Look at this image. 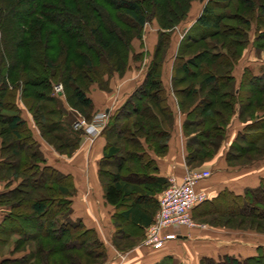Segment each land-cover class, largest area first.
Wrapping results in <instances>:
<instances>
[{
  "label": "trees",
  "instance_id": "obj_1",
  "mask_svg": "<svg viewBox=\"0 0 264 264\" xmlns=\"http://www.w3.org/2000/svg\"><path fill=\"white\" fill-rule=\"evenodd\" d=\"M23 1L26 0H0V111H12L14 113L9 117L0 114V133L3 132V134L7 133L11 135L19 144L23 142L28 144L26 145V147L28 146V151H24L25 156H23L20 151H16L14 157H18V164H16L14 171L18 174H25L27 172L32 174L30 181L34 183L39 195L25 203L22 200H16L19 194L24 193L22 189H17L19 185L12 188L8 186L6 190L0 192V229L5 225L10 226L15 224V221L19 219V216L15 212L19 211L23 213L20 219L28 223L27 227L29 230L39 229L40 236L55 241L64 252L69 250L70 243H74V247L71 246V249L74 248L84 251L88 256H94L97 253L99 259H104L106 255L105 248L96 232L92 228H88L80 219L72 218L71 197L74 193L72 177L58 171L46 163L40 144L34 138L27 121L17 114L19 108L15 104L16 91L18 90V84H21V88L25 85L29 86V88L32 87L36 89L34 92L31 88H25L24 91L27 95H21L20 99L22 103L28 110L33 112V103L31 104L28 98L35 96L34 93H36L35 97L42 99L45 104H41L38 111L39 116L34 115L35 117L33 120L39 129L41 137L49 144L53 145L55 150L60 154L71 156L78 146V135L82 134L80 132L82 130L78 132L74 131L71 122L65 123L63 120H52L53 117L58 116L56 111L47 112L49 113V116H47L48 120H44L46 117L44 116L43 118V114H45L47 110V103H53L55 100L54 97L47 93L51 91L52 85L56 79H59L64 90L67 105L88 121L90 116L88 112L93 110L94 103L92 98L89 97V93L86 92L85 87L83 88L82 84L78 86V82L74 78L72 72L68 71L62 74L60 78H56L55 70L57 66H59L63 57L65 62L69 64L71 63L69 56L77 57L83 62L87 70L93 72L98 79L90 83L101 81L100 79L103 81V76H105V74H123L129 66L127 51L131 49L132 41L134 39H141V29L152 17H148L143 8L146 0H105L112 10L123 12L122 15L127 18L128 25L136 29L134 32L130 29L125 30L118 28L117 24L109 19L106 11L92 2V0H88L89 12H87V10L80 11V13H84V16L88 18V25L83 18L75 17L70 13L71 9L69 3L66 4L64 0L62 1L61 9L63 14H65V18L63 19L65 21L59 20L57 18L58 12H52L53 10L48 8L45 3L42 2L43 0H35L34 3H32V9L30 11H25L24 18L21 21L23 28L18 31L15 29L16 23L12 21L11 12L16 7L20 6ZM150 1L154 2L156 0ZM195 1L204 2L205 4L200 16L196 19L190 30L182 34V38L179 41L177 53L173 59L171 75V89L173 94L178 96L181 93L177 85L181 83L182 80H180L181 78L176 79L175 69H173L176 65L177 72L183 75V81H187L188 79L191 80L189 82L190 95L195 96L199 94L202 89H211L214 90V97H226L228 99V102H222L221 105L224 107L228 106L230 114L220 117L221 115L219 116L218 111H216L214 116H219V120H223V122L221 124H212L210 126L211 132L221 133L224 137L226 127L232 117H237L238 120H242L240 122L245 124V126L241 132L237 134L234 142L226 152V162L231 158L233 149L242 150L238 147V142L240 140L248 144L254 143L255 138L258 137L255 135L260 131L264 132V124L261 123L264 117L258 118L255 121H244L245 119L243 116L249 109H243L242 107L244 104L242 105L241 103L242 93L244 91H248L246 92V96H249L250 93L257 95L264 94V63L256 72L249 67L243 68L242 74L239 80H237L234 77V70L237 64L234 54L232 55L219 51L213 54H207V52H205V54L201 56L200 54L197 56L193 54L191 56L186 55V52L191 49L193 45L199 43L205 44L209 38L215 36V32L221 28L225 20H240L244 27L240 29L241 34L237 32V38H240L242 46L250 44L251 41L248 34L250 30L249 20H245L242 17L240 18L238 13H216V11L229 8L232 3L237 2L250 9V11L256 12L264 20V0L261 2V5L257 0H177L173 7L166 4L163 6L158 4L160 10L157 12V16L153 14V17L156 20L159 30L157 31V41L154 46L151 62L145 70L139 84L126 98L123 104L113 112L109 120L106 121L101 133L107 141V148L103 159L100 161L98 175H102V167L107 165L110 160L115 162L114 167L116 169V173L109 175L108 182H101V185H103L104 197L109 204L118 209L124 207L127 201L136 197L131 205H127L126 210L120 214L122 220H129L134 225L142 223L150 225L153 221L144 220L147 216L148 204L151 201L149 200L148 194L153 191L155 185L154 181L149 178V173L155 170L154 164L148 159L146 150L151 149L156 155H163L166 152V142L173 124V112L168 103L167 90L161 81L163 63L165 62V58L162 60L163 50L166 47L168 48V44L170 43V32L185 19L191 8L192 2ZM86 2L87 0H82L83 4H86ZM39 12H43L44 18H36L37 16L35 15ZM93 13L96 14V17L91 15ZM154 18H152V20ZM48 23L58 25L62 28L66 37L72 39L78 38L77 31L82 26L84 28L88 27V40L83 42H85L86 46L96 45L105 50V59L109 67L111 65V68H106L102 71L94 68L92 59L89 58V56L79 54L75 51L74 47L72 48L70 45L64 47V44H56V40L49 41L51 44L47 46V50L45 46L35 44L34 50H32V52L30 50L31 55L27 57H23L21 54V50L26 49L28 46L24 44L23 40L19 41L18 45L16 44L18 46L16 50L11 49L10 45H12L14 41V39L12 40L13 32L27 36V26L30 25H37L36 27L44 32L46 30V24ZM223 26H225V24H223ZM36 30L38 31V29ZM52 31L53 30H50L49 32L51 37L59 35ZM211 31L213 33H210ZM208 32L210 34L206 36ZM255 33L252 45L254 50L259 53V51L264 48V30L258 31L255 28ZM60 46L65 48V50L63 49L65 53L64 55L62 54L63 57L62 55L60 56V54H56ZM242 46L240 50H242ZM140 55L141 53L134 54L136 57H140ZM199 58L200 60L206 58L211 66L207 70L201 71V61H196V59ZM216 66H225V74L220 75V70H218ZM20 67L23 72L20 78L17 79L15 74ZM190 67L200 69V73L195 74ZM26 73H28V76ZM197 75L201 80L198 82L200 85L195 87L196 83L193 82L192 79ZM80 79H83L82 76H80ZM10 84H12L11 89L7 91L6 96H4L3 92L8 90ZM105 87L106 89L102 88L103 92H106L108 89L107 85H105ZM224 88L228 89L226 94L223 92ZM37 89H41L42 92H39ZM179 103H181V101ZM214 104V100L208 101L204 98H200L193 107L189 109L188 113L182 112L185 116L183 124L184 133L189 137L186 145V165L198 161L201 158L202 149L208 145L207 141L203 140L200 135H205V138L208 140L213 138L212 135L204 131L200 134L197 131V134L195 133L193 136H190L192 134H188L191 129L199 126L197 122L190 120V114H192L195 109H198L199 105L202 107L201 111L199 110L200 114L204 115ZM155 109L159 110L162 117L157 114ZM130 115H140L142 116V120H135L134 122L132 121V123L130 122L131 120H127ZM203 120L213 119L206 117V119ZM135 128H137L138 131L134 130ZM67 131L74 134V141H71L65 136ZM156 134L163 139L158 145H156L157 143L155 144V141L154 143L149 141V139H152L151 137ZM218 137L219 136L216 135L215 138L217 139ZM125 138L128 142L127 146L133 148V150L119 148V146H116L115 142H113V139L125 140ZM211 145H216V143L212 142ZM2 148L0 144V178L2 180L10 178L7 182V185H9V183L17 179L18 176H10V174H8V171L11 172L12 170H10V165H8L7 158L4 156L3 151L1 153ZM126 155L128 156L127 159L137 167V171H141V175L145 180L142 187H136L123 179V176H126V174L128 175L132 171L131 168L125 166L124 156ZM18 179H20L22 183V178ZM166 186L167 182L165 181L163 190ZM263 193L264 180L261 181L258 188L248 192V194L244 196V200L240 205L242 208L239 211L241 216L250 219L264 218V210L257 213L256 208L252 206L254 201H259L257 198L264 195ZM10 201H12V203H10ZM260 225L264 226V224ZM10 229L11 230L8 232L5 231L4 234L9 235L12 234V232L20 233V230L17 228ZM27 240L31 241L32 239L29 238ZM78 241L80 245H78ZM117 241L116 239L113 242L115 246L119 248L120 246ZM44 251L45 249L42 244H38L35 252L29 250L25 258L7 257L1 259L0 264H33V260L39 262L36 256ZM48 252L50 251L48 250ZM71 258L72 257H70V259ZM72 259L76 260L74 257ZM200 264L212 263L209 260H202ZM222 264H264V256L258 255L241 262L226 258Z\"/></svg>",
  "mask_w": 264,
  "mask_h": 264
},
{
  "label": "rangeland",
  "instance_id": "obj_2",
  "mask_svg": "<svg viewBox=\"0 0 264 264\" xmlns=\"http://www.w3.org/2000/svg\"><path fill=\"white\" fill-rule=\"evenodd\" d=\"M35 0H26L23 1L22 4L18 7H16L14 10L11 12V17L13 18V22L16 24V28L18 31L23 28L22 24V19L24 18V13L25 11H30L33 7V4ZM62 1L63 0H43L42 2L45 3V5L53 10L52 12H58L57 18L59 20H63L65 17L62 12ZM66 4L69 3L70 9H71V14L75 17L78 18H83L85 22L89 23L88 18H86L84 13H80L81 10H84L89 12V2L87 0L86 4L82 3V0H64ZM175 1L177 0H156L154 2L150 0H146L144 3V10L146 11V14L148 17H153L157 16V12L160 10V6H163L164 4L169 5V6H174ZM263 0H257V2L261 5V2ZM95 4L98 6L102 7L106 13L108 14V17L110 20L114 21L118 28L120 29H130L131 31H134L136 29H133L130 25H128L127 18L123 16L122 11H114L112 10L111 7L105 2V0H92ZM157 3V5H156ZM158 4L160 6H158ZM204 2H192L191 8L185 17V19L178 25L176 26L171 32V37H170V43L168 44V48L166 47L163 50V58L164 63L170 62L172 63V60L175 58L178 46L176 44L177 40L180 37V33L183 32V29L185 31L190 30L191 26L194 24L196 19L200 16L202 12V8L204 6ZM54 12V13H55ZM232 13V14H239V17L244 18L245 20H249L250 22V30L248 31L249 37H250V44L243 45L240 43V38L238 39L237 32L240 33V29H242L244 26L241 24L240 20H225L223 24L225 26H221V28L215 32V36L209 38L205 44H196L191 47L186 53V55L191 56L192 54L194 56H197L200 54L204 55L205 52L207 54H213L215 52H225V53H230L234 54V57L237 60V64L235 66L236 72L240 70V68H246L249 67L251 68L254 72L258 71L260 67L264 63V48L257 53L254 50V47L252 45V40L254 38L255 33V28L258 31H263L264 30V20L262 17L257 14L256 12L250 11V9L240 5L239 3L235 2L230 5L229 8H225L223 10H217L216 13ZM43 12L36 13L35 16H37V19H40L43 17ZM92 16L96 17V14L93 13L91 14ZM148 20L145 24V26L141 29V39H134L132 41L131 49L127 51V56H128V68L123 74H117V73H110L109 75L105 74L103 76V81L94 82L90 83L92 81L98 80L93 72H89L87 68L84 66L83 62L78 59L75 56H69L70 58V64L65 62V59L63 57L64 50L65 48H62L63 46L66 47L67 45L71 46L72 48L74 47L75 51L78 52L81 55H87L89 58L92 59L94 68L100 69L101 71L106 69V68H111V65L107 64V61L105 59L106 51L99 48L96 45H91V46H86L85 42L88 40V33H89V28L88 27H81L78 29V38L72 39V38H67L66 35L63 33L62 28H60L58 25L53 24V23H48L46 24V30L42 32L41 29L37 28L36 26H27V36L20 35L19 33L16 34L15 32L12 33V42L11 49L16 50L18 48V43L19 41L23 40L24 44H27V48L21 50L22 56H30L32 50H34L35 44H40L42 46L46 47L49 46L51 43H49L50 40L57 41V43L63 45L60 46L56 54L62 55L63 59L60 61L59 66H57L55 70V77L60 78L62 74H65L66 72H72L74 78L78 82L79 85H83V88L85 87L86 92L89 93V97H91L95 102L93 110L89 111L88 113L90 114L89 116V121L83 117H81L78 113L73 111L66 103L65 101V96H64V90L62 88V84L59 79H56L54 84L52 85L51 91H49L50 96L54 97L53 103H47L46 107L47 110L45 114H43L46 117L44 120H48L47 116H49L47 112L49 111H56L58 116L53 117L52 120H63V122H71L72 123V128L74 131L78 132L79 130L82 134H79L78 136V146L75 149L74 153L76 151H81L82 149H85L87 152L88 149H90L97 139H99L100 134L102 133L103 127L105 126L106 122L102 125V118L103 120H109L110 116H112L113 112L116 109H112L111 113L106 115L102 109V93L104 95H109L111 100H114L116 95L119 93L118 90L122 89H128L129 86L132 85V80L133 82L140 81L142 79L145 70L147 69L149 63L151 62V57L154 53V46L157 41V31L159 30V27L156 23L155 18L152 20ZM65 21V20H63ZM36 27V28H35ZM187 28V29H186ZM38 29V31L36 30ZM40 30V31H39ZM50 30H53L54 32L58 33L59 35H55L54 37H51L49 34ZM192 30V29H191ZM52 31V32H53ZM41 32V33H40ZM218 32V34H217ZM210 33H213L212 31ZM209 32L206 34L208 36L210 34ZM241 34V33H240ZM196 36V35H195ZM60 40V41H59ZM17 44V45H16ZM179 45V43H178ZM16 46V47H15ZM241 46L243 47L242 50ZM177 47V48H175ZM64 49V50H63ZM31 50V52H30ZM63 51V52H61ZM236 52V53H235ZM141 53L140 57L134 56V54ZM166 55V56H165ZM203 59V57H202ZM197 62L201 61L200 69L201 71L207 70L211 65L210 63L206 60H200L196 59ZM226 61V59H225ZM31 62V61H28ZM163 63V64H164ZM173 67V66H172ZM218 70H220V75L225 74V66H216ZM172 69V68H171ZM175 77L176 79L181 78L180 80L181 83L177 85V88L181 90V93L176 96L173 95L175 99V105L176 108L178 109L182 115L183 113H188L189 109L193 107V105L197 102L198 99H205V100H214L215 104L214 106L207 111L206 114L201 115V106L198 105V109H195L191 115V121L197 122L199 126L196 128L194 127L191 129L188 134H197V131L199 134L201 132H206L209 135H212L213 138H210V140L205 138V135H200V137L207 141V146L202 149L201 152V158L198 161H194L187 166V169L190 171H200L205 170L203 168L207 167V164L214 158L220 147L222 146V143H225V136L223 137L221 133H214L211 132L210 126L212 124H221L223 120H219L220 117L223 115H229L230 110L228 109V106H222V102H226L228 99L226 97L223 98H216L214 97V90L211 89H202L199 94L192 96L190 95V86L189 82L191 81L188 79L187 81H183V75L181 73L177 72V66L175 65ZM190 69L195 72V74L200 73V69H195V67H190ZM222 71V72H221ZM22 69H18L16 72L15 76L17 79L20 78ZM25 72V71H24ZM51 73V72H50ZM102 73V72H101ZM28 76V73H26ZM80 76H82V80L80 79ZM102 78V76H101ZM199 76L193 77L192 81L195 82V87L200 85L198 82H200ZM10 83V82H8ZM99 83V84H98ZM198 83V84H197ZM18 90L16 91V98H15V104L19 108L18 115L21 116L24 120H29V122L32 125L33 133L35 134V139L37 142L40 144V148L43 152V155L46 159V163L50 166L54 167H63L64 169V164H67L70 161L71 156H66L62 155L59 152H57L54 148L53 145L49 144L44 138L41 137L40 132L38 127L34 123V115L39 116V109L41 104H45L41 98H36V93L35 96H32L28 98V101L32 104V111L28 110V108L22 103L21 101V95L26 94L24 91L25 88H29V86H25L21 88V84H18ZM60 85L61 86V91L57 93L55 91V87ZM105 85H107L108 89L106 92L102 91L103 89H106ZM171 85V82H170ZM9 86V85H8ZM12 84L8 87V90L3 92V95L6 96L7 91H10ZM31 90L35 92L36 89H33L30 87ZM29 88V89H30ZM39 92L41 89H37ZM228 89L223 90L224 94H226ZM42 92V91H41ZM246 92L244 91L242 93V99L241 103L243 105V109H249L247 112H245V115L243 118L245 119L244 121H255L258 118H263L264 117V94H249V96H246ZM44 94V93H43ZM248 94V93H247ZM27 95V94H26ZM190 95V96H189ZM221 96V95H220ZM227 96V95H226ZM178 97V98H177ZM216 98V99H215ZM181 103H179L180 101ZM228 102V101H227ZM200 110V111H199ZM157 114L160 116L159 110L155 109ZM218 111V117H215L214 113ZM183 112V113H182ZM0 114L3 116H12L14 113L12 111H0ZM97 116H100V120L95 119ZM251 116V117H249ZM162 117V115H161ZM206 117L213 119V120H203L206 119ZM203 118V119H202ZM234 117H232L233 119ZM237 118V117H236ZM231 119V120H232ZM127 120H131L130 122H134L135 120H142V116H133L130 115ZM231 120H229L228 125L230 124ZM238 120V118H237ZM242 121V120H239ZM132 122V123H133ZM264 124V118L263 121L261 122ZM227 125V126H228ZM134 130H137L135 128ZM89 131V133H87ZM138 131V130H137ZM188 131V130H187ZM257 133V132H256ZM198 134V135H199ZM102 135V134H101ZM216 135L219 137L216 139ZM71 141L75 140V136L73 133L68 132L65 134ZM255 136H258L255 138L254 143H247L242 140L238 142V147L239 149L241 148L242 150H232V155L231 158L229 159L228 162H225L228 164V166L231 167H240V166H246V165H252L253 163L263 160L264 159V132L260 131L258 132ZM152 139H149L150 142L158 145L160 142H162V138L159 135H155L151 137ZM120 139V138H119ZM113 139L116 144V146H119V148L122 149H131L133 148L127 146V139L125 140L121 139ZM153 140V141H151ZM22 142V141H21ZM214 142L216 145H211V143ZM0 144L3 151L4 156L7 158V163L10 165V170L11 172L8 171L10 176L12 175H17L18 178H22V183L20 179H14L12 180L9 185H7L8 181L10 178H7V180H2L0 178V192L4 191L7 189L8 186L10 188L12 187H17V189H22L24 193H21L18 195V198L16 200H22L23 202H28V200L33 199L34 197H37L39 195L38 190L35 188L34 183H31L30 177L32 174L30 173H25V174H18L17 172L14 171V168H16V164H18V157H14L16 154V151H20V153L25 156L24 151H28V146L24 142L22 144H19L18 141L12 137L11 135L1 132L0 133ZM3 155V154H2ZM125 160V166L128 168H131V172L126 176H123L125 181H128L129 183L135 185L136 187H142L143 184L145 183V180L143 176L141 175V171H137V167L130 162L127 159V155L124 156ZM115 162L113 160H110L107 165L102 167V175H98V180H100V183L103 181L108 182L109 175L116 173L115 169ZM1 173V172H0ZM144 180V181H143ZM31 183V184H30ZM264 194V193H263ZM264 195L258 197L257 199L259 201H254V204L252 205L254 208H256L257 213L260 211L264 210ZM131 201L127 202L124 207L121 208V211L123 212L126 210L127 205H129ZM12 203V201H10ZM222 204V205H221ZM219 210V214H214L212 215L211 210L207 212H203V218L200 219H192L194 224L198 227L205 228V225H214V226H219V227H224V228H230L233 230H244V231H250L256 234H261L264 235V226L260 224H264V218H257V219H250V218H244L240 214L241 206L238 204H234V207L231 206V203L227 202H222L218 204L217 206ZM223 209V210H222ZM18 216L19 219L15 221V224L13 225H5L0 229V260L3 258L7 257H14V258H20L27 256L29 253V250L32 252H35V249L37 248L38 244H42L43 248L45 251L41 254H36V258L39 259V262L37 260H33V264H104V262L107 260V256L105 255L104 259H99L98 254L96 253L94 256H88L84 251L78 250V249H71V246L74 245V243L69 244V250L64 252L62 248L55 242L52 241L44 236H40L39 229L35 230H29L27 225L28 223L25 221H22L20 219V216L23 215L22 212L16 211L15 212ZM261 226V227H260ZM10 228H17L20 230V233H13L9 235H5V231L8 232L11 229ZM124 230H128L127 227H123ZM31 238V241H28L27 239ZM141 238H132V239H125L123 236L118 237V244L121 249H130L136 242L140 241ZM143 241V239H142ZM141 241V243H142ZM140 243V244H141ZM78 245H80V242L78 241ZM74 247V246H73ZM32 248V249H31ZM35 248V249H34ZM16 250V251H15ZM48 250L50 252H48ZM15 251V253H14ZM12 254V255H10ZM35 254V253H34ZM106 254V253H105ZM70 257H74L76 260H73Z\"/></svg>",
  "mask_w": 264,
  "mask_h": 264
},
{
  "label": "crops",
  "instance_id": "obj_3",
  "mask_svg": "<svg viewBox=\"0 0 264 264\" xmlns=\"http://www.w3.org/2000/svg\"><path fill=\"white\" fill-rule=\"evenodd\" d=\"M187 29V28H186ZM177 40L182 38V34ZM177 48V47H175ZM172 63L163 64L161 81L164 84L168 103L173 112V124L169 138L166 142V152L156 155L153 150H146L148 159L153 162L155 170L149 173V178L155 185L149 192L147 216L144 220L152 221L157 209L158 201L163 191L164 182L171 177L180 181L183 175L190 171L186 166V145L188 136L184 133V118L175 105V99L171 89ZM243 67L236 72L234 77L239 80ZM141 80V79H140ZM140 81L133 82L128 89H120L114 100L109 95L102 93V109L106 115L112 109L120 107L126 98L134 91ZM93 103L95 102L92 99ZM95 104V103H94ZM27 124L35 138L32 125L29 120ZM245 124L234 117L226 127L225 143L207 164L205 169L210 172V177L198 183L197 190L204 192L207 196L203 204L197 205L191 211L192 219L203 218V212L211 210L212 215L219 214L217 206L222 202L241 205L244 196L255 190L264 180V159L252 165L231 167L225 162V154L234 142L237 134L241 132ZM190 136H193L190 135ZM107 141L100 134L95 144L85 152V149L76 151L67 164L63 167H54L58 171L70 175L73 181L74 193L72 201V218L80 219L88 228H92L102 242L107 260L104 264H200L202 260H209L212 264H222L226 258L237 261L264 256V235L250 231L233 230L214 225H205V228L179 227L166 229L165 232H174L176 239L166 241L164 246L158 250H152L140 246L149 224H132L129 220H122L121 208L109 204L103 191V185L98 180L100 161L104 157ZM201 170V169H200ZM134 197L129 203L134 201ZM127 201V202H129ZM222 205V204H221ZM223 210V209H222ZM125 211V210H124ZM127 227L128 230H124ZM119 236L125 239L141 238L130 249L117 248L114 240Z\"/></svg>",
  "mask_w": 264,
  "mask_h": 264
},
{
  "label": "built area",
  "instance_id": "obj_4",
  "mask_svg": "<svg viewBox=\"0 0 264 264\" xmlns=\"http://www.w3.org/2000/svg\"><path fill=\"white\" fill-rule=\"evenodd\" d=\"M55 91L59 93L61 86H56ZM99 117L97 116L95 119L100 120ZM105 122L106 120L102 118V125ZM209 177V171L200 170L187 171L180 181L174 177L169 178L167 186L159 198L158 210L152 223L146 228L140 246L158 250L164 246L166 241L176 239V234L174 232L166 233V229L198 227L192 220L191 211L194 207L206 201V194L198 191L197 185Z\"/></svg>",
  "mask_w": 264,
  "mask_h": 264
}]
</instances>
